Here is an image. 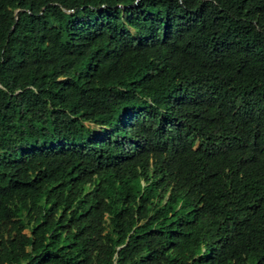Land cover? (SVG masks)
<instances>
[{"label":"trees","instance_id":"trees-1","mask_svg":"<svg viewBox=\"0 0 264 264\" xmlns=\"http://www.w3.org/2000/svg\"><path fill=\"white\" fill-rule=\"evenodd\" d=\"M0 264H264V0H0Z\"/></svg>","mask_w":264,"mask_h":264}]
</instances>
